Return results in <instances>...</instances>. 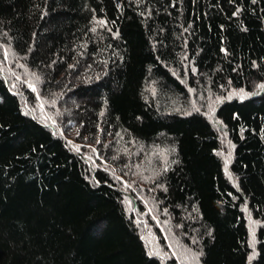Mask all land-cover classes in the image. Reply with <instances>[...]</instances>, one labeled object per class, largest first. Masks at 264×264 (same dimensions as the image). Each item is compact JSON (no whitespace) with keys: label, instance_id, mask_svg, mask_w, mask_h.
<instances>
[{"label":"trees","instance_id":"trees-1","mask_svg":"<svg viewBox=\"0 0 264 264\" xmlns=\"http://www.w3.org/2000/svg\"><path fill=\"white\" fill-rule=\"evenodd\" d=\"M0 55V264H264V0H0Z\"/></svg>","mask_w":264,"mask_h":264},{"label":"rangeland","instance_id":"rangeland-1","mask_svg":"<svg viewBox=\"0 0 264 264\" xmlns=\"http://www.w3.org/2000/svg\"><path fill=\"white\" fill-rule=\"evenodd\" d=\"M4 52L6 54L8 53L7 47L4 49ZM5 61H6L7 66L12 67L10 65L9 60H5ZM4 75L7 78L9 77L8 68H5ZM14 78H15V74H14ZM34 80H36V77H35V75H33L31 73V77L24 80V82L31 88V90L35 89L33 91H35L38 94V89L34 84ZM242 90H243V93H241V89H233L232 88V89H226L225 93L223 95L217 96L216 94H214V95L211 94L210 97H213V98L211 99L212 101L210 103L207 102L206 97L200 98L199 101L193 100V105H194L193 107L202 108V110L206 111L212 118H214L217 121V119L214 116V109H215L217 103L224 98H231V97H238V96L240 97V95L251 93L247 89H242ZM38 101H39V103L41 102L40 99ZM217 122H219V121H217ZM75 134H76L75 128H70L68 133H67V135H69L68 138L70 140L75 139ZM224 141H226V139H224ZM77 145H79V143ZM225 147H226V145H225ZM91 148H93V147H91ZM230 149H231V146L226 147V150H224V152L222 153L227 166L229 165V162L231 160V155H232V151H230ZM95 152H96V156H99L98 151H95ZM127 187L129 189H133V190L135 189L134 186H132L131 184L127 185ZM146 190L147 189H145V191H141V192L134 190L136 193V198L141 200L142 204H144L146 206L144 209H142L141 205L138 204L136 200H135L136 201V203H135V202H133L134 201L133 198H131V197L129 198L131 205L135 209H137V211H139L140 217H142L141 218V220L143 221L142 223L143 224L145 223V226L147 227L150 219L152 218V220H154L157 223V225L161 228L162 233L164 235L163 236L164 238H166L168 240L169 237H172L173 240H177L179 238L178 237V234H179L178 229L172 224L173 222L169 221L168 223H166L164 221V218H165L164 212L160 208L158 209V207L156 206V204L154 202L153 196L149 197L148 193H146ZM128 194L133 195L131 192H128ZM252 221H254V220H252ZM252 224H254V222ZM153 238H155V237H153ZM181 241L184 244V247H180V249H176V248L173 249L174 258H175L176 262L178 264H201L200 260H199V256L195 252H192L189 249L188 244H185L183 240H181ZM152 242L154 243V246L160 245V239H157L155 242L154 241H152ZM169 249H171V251H172V248H169Z\"/></svg>","mask_w":264,"mask_h":264},{"label":"snow or ice","instance_id":"snow-or-ice-1","mask_svg":"<svg viewBox=\"0 0 264 264\" xmlns=\"http://www.w3.org/2000/svg\"><path fill=\"white\" fill-rule=\"evenodd\" d=\"M100 23H104L103 21H101ZM260 88H264V85H260L259 86ZM33 90H35V89H33ZM241 93H243V90L241 89ZM248 95H252L251 93H248V94H243V95H240V98L241 99H244V98H246V96H248Z\"/></svg>","mask_w":264,"mask_h":264}]
</instances>
